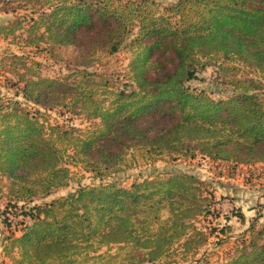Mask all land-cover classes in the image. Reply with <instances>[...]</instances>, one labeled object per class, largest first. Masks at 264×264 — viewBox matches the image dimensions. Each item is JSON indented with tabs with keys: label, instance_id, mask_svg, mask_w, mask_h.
<instances>
[{
	"label": "trees",
	"instance_id": "trees-1",
	"mask_svg": "<svg viewBox=\"0 0 264 264\" xmlns=\"http://www.w3.org/2000/svg\"><path fill=\"white\" fill-rule=\"evenodd\" d=\"M0 9L25 12L0 26L2 38L75 47L80 67L116 54L135 29L141 43L130 90L110 89L109 79L81 68L63 79L18 74L15 99H0V177L18 204L68 188L72 165L95 177L121 172L131 152L150 161L200 155L264 163V91L241 81V94L218 100L187 85L219 59H236L264 80V0H178L164 12L155 0H0ZM55 107L95 123L86 130L51 124L46 112ZM203 186L195 175L172 173L129 188L79 187L35 207L21 235L5 237V251L15 264H95L85 260L113 245L131 247L144 264L167 259L179 244L184 255H197L207 238L194 221L210 213ZM245 233L225 264H264V225L251 222Z\"/></svg>",
	"mask_w": 264,
	"mask_h": 264
},
{
	"label": "rangeland",
	"instance_id": "rangeland-1",
	"mask_svg": "<svg viewBox=\"0 0 264 264\" xmlns=\"http://www.w3.org/2000/svg\"><path fill=\"white\" fill-rule=\"evenodd\" d=\"M155 1L162 12L178 2ZM24 15L23 11L14 14L0 9V25ZM140 44L138 30L135 29L116 54L100 53L88 62V67H80L79 53L75 47L52 49L42 43L40 48H31L21 46L17 41L7 42L0 39V99H15L16 91L21 89L15 85L19 81V73H24L27 78L63 79L78 68L97 72L106 80L109 79L110 89L130 90L135 87L131 78L130 63ZM16 56L19 57L18 60ZM241 81H254L255 86L260 88L259 93L263 94L262 75L236 59H219L205 69H199L196 79L187 85L192 89L205 90L219 100L241 94L237 89ZM100 95L104 97L105 92L100 91ZM18 99L25 103L21 96ZM29 107L33 108L31 105ZM46 116L51 124L60 123L82 130L92 127L95 123L80 110L74 111L72 108H51L46 112ZM126 161L121 172L106 177H95L86 172L82 164L72 165L71 183L68 188L60 189L47 198L35 197L19 204L16 198L9 194L10 180L0 177V264H15L11 254L5 251L8 244L5 237L13 233L19 237L24 226L33 222L31 216L35 207L51 203L79 187L115 183L129 188L133 183L172 173L191 174L204 181L203 192L208 199L210 213L197 218L194 226L201 230L207 239L202 243L197 255H184L179 244L173 248L167 259L157 264H195L196 260L207 261L209 264H225L242 245L245 237L249 236L245 233L249 224L254 222L257 229L264 225V171L259 169L260 167L255 168L252 165L254 168L246 170V167L251 165L222 162L200 155L196 159L174 160L166 156L159 161H150L136 152H131ZM241 215L245 216V223L241 222ZM130 248L125 245L104 247L99 252L101 256L93 254L85 261L95 264H144L139 253L134 254ZM16 255L17 252L14 253V256ZM79 261L84 262V257H80Z\"/></svg>",
	"mask_w": 264,
	"mask_h": 264
},
{
	"label": "crops",
	"instance_id": "crops-1",
	"mask_svg": "<svg viewBox=\"0 0 264 264\" xmlns=\"http://www.w3.org/2000/svg\"><path fill=\"white\" fill-rule=\"evenodd\" d=\"M9 13V12H8ZM15 14V13H14ZM14 20V19H13ZM13 20H11L10 22H12ZM10 22H8V23H6V24H3V25H7V24H9ZM0 26H2V25H0ZM0 39L1 40H4L5 41V39L4 38H2L1 36H0ZM7 42H11L10 40H7ZM255 166V168H257V167H260L259 169H261V170H263L264 171V163H260V164H256V165H254ZM254 166H247L246 167V170L249 168V169H251V168H254ZM248 169V170H249ZM3 178H5V177H3ZM6 179V178H5ZM0 248H1V244H0ZM4 255V254H3Z\"/></svg>",
	"mask_w": 264,
	"mask_h": 264
},
{
	"label": "built area",
	"instance_id": "built-area-1",
	"mask_svg": "<svg viewBox=\"0 0 264 264\" xmlns=\"http://www.w3.org/2000/svg\"><path fill=\"white\" fill-rule=\"evenodd\" d=\"M7 1H9V0H7Z\"/></svg>",
	"mask_w": 264,
	"mask_h": 264
}]
</instances>
